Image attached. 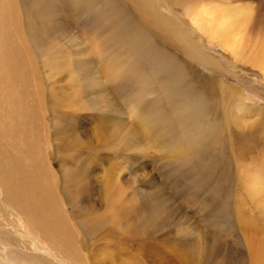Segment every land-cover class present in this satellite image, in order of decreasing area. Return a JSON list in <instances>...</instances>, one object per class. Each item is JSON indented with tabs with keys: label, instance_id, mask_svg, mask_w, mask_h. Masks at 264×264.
Here are the masks:
<instances>
[{
	"label": "rangeland",
	"instance_id": "374dc122",
	"mask_svg": "<svg viewBox=\"0 0 264 264\" xmlns=\"http://www.w3.org/2000/svg\"><path fill=\"white\" fill-rule=\"evenodd\" d=\"M216 1L241 3L99 2L126 9L156 43L157 54L167 51L183 72L169 77L174 87L167 101L157 105L150 94L137 103L139 112L131 88L109 72L114 57L102 52L98 38L90 35L94 9L80 7L85 11L77 13L76 20L72 14L65 27L57 25L55 31L52 27L47 39L29 34L17 0L0 1V112L7 118L1 138L8 154L29 152L27 157H36L37 165L32 166H44L58 194L70 185L82 191L83 202L94 209L86 217L103 222L94 236L79 238L80 249L92 264H260L257 258L264 255V75L246 66L242 56L234 57L215 41L198 38L185 11L194 4ZM257 8L264 16V6ZM151 61L143 72L160 76L158 65ZM152 86L162 88L155 82ZM172 115L180 118L177 126L170 121L161 127L163 119ZM204 170L211 177L197 181ZM254 185L261 189L257 194L251 191ZM106 207L112 211L106 212L110 211ZM145 211L151 224L160 223L147 232L136 223ZM3 247L0 233V258L7 251L24 264L20 257L29 247L19 241L5 251Z\"/></svg>",
	"mask_w": 264,
	"mask_h": 264
},
{
	"label": "bare ground",
	"instance_id": "6f19581e",
	"mask_svg": "<svg viewBox=\"0 0 264 264\" xmlns=\"http://www.w3.org/2000/svg\"><path fill=\"white\" fill-rule=\"evenodd\" d=\"M17 1L22 13V22L24 27L27 29V31H30L29 34H35V35L38 34V36L42 38H47L48 35L52 34L53 32L52 27L55 28L54 31L58 28V27L56 28L57 25H63L65 27L67 23L73 20L70 19V16L72 14H74V19L77 18L79 12L81 13L82 11H85V10H79L80 7L86 10L94 9L92 13H95V20H93L94 23H91V25L92 24L93 25L89 30L91 32L90 35L94 36V38H98L102 52H106L108 56L112 55L114 57V60L112 58L113 61L108 66L110 70L109 69L108 70L109 72H111V74L113 75L116 81H122L127 85L126 87L128 88L126 89L131 88L130 97L133 100L132 103L134 101L136 102L134 103L135 105L134 108L136 109L138 108L137 106L140 104V101L142 102L143 98L149 96L150 94H152L153 96L155 95L152 102L156 103L157 105L164 101H167L166 99H168V97L170 96V92L174 87V83L169 80V77H172L171 75L183 76V72L181 74L180 69L176 64L177 62L174 61L171 55L167 53V51L165 50H161L160 53L157 54L159 52L158 51L159 49L158 47L155 46L156 43L152 42V40L149 39L151 37L148 35L149 33L147 32L148 33L147 34L135 22V20H133V18L126 11V9L119 6V4L117 3L112 2L108 4L99 5L100 4L99 2H101V0H58V2H55V0H17ZM180 1L181 0H179V2ZM250 1L252 2L248 3V0H245V2L241 0L240 4H236L232 2L225 3V1H219V2L216 1L215 3L203 2L197 5L194 4L195 6L193 7L187 8L188 7L187 6L185 14L189 20L188 22L191 23L193 29L199 34L198 38H200V36H203V38L204 37L207 38L208 39L207 41L209 42L215 41L216 43H218V45L221 48L230 52L234 57H237L239 55L240 57L242 56L244 58L243 60L246 61L247 63L246 66H250L254 69H257L260 73L264 75V16H262V14L261 15L258 14L260 10L259 8H262V6H264V0H250ZM255 1L257 2V5H255ZM139 3L142 4L143 2L142 3L139 2ZM185 5L186 4L184 3V7ZM255 6H257L258 8ZM139 7L142 6H138L137 9H139ZM146 7L149 6L146 5ZM256 8L259 10L257 11ZM160 13L162 12L160 11ZM85 14L86 13H84L83 15ZM91 18L93 19V17ZM154 22L156 25H160L162 27L164 26L161 24L160 21L155 20ZM163 22L164 21L162 20V23ZM187 27L188 26H186V28ZM152 28L150 29V31L152 30ZM180 35H178L179 38ZM198 43L200 42H197V44ZM184 52H187V50ZM189 53L191 54L192 51ZM154 54L160 56L159 57L160 59H158V61L155 60ZM194 54H192V56ZM234 57H232L233 60H236L234 59ZM199 58L204 59L203 56ZM151 60H154L153 63H155V65H158L160 69L159 72H161L159 73L160 76L157 77L152 76L148 73L149 71L143 72V70H146L145 68L147 67V64L150 65L149 61ZM216 61L219 62L220 60L217 59ZM209 62L211 61L208 60V63ZM240 63H244V62L240 61ZM237 64L241 65L239 64V62ZM243 65L244 64H242V66ZM206 67L208 66L206 65ZM104 71L105 69L102 72ZM152 82L158 83L159 85L162 86V88L157 87L154 89L153 88L154 85L152 86ZM178 84L180 85V82H178ZM116 87L117 86H115V88ZM158 88H160L161 91H157L156 89ZM117 90L115 92H118ZM125 96L126 99H128L127 94H125ZM118 97L120 98V96ZM171 102H173V100ZM128 103H126V105H129L130 107L132 103L130 102ZM136 109L133 111L134 113L137 112L138 109L137 110ZM196 110L197 109H195L193 113H196L195 112ZM144 111L147 112L148 110H144ZM133 112H131V114ZM188 112L191 111L189 110ZM205 116H207V114ZM205 116H203V118ZM156 119L161 120L162 118L161 119L156 118ZM6 120L7 118L5 117V114L1 115L0 112L1 133H5V130L3 129L4 127L3 123ZM170 121L174 122L173 125L171 126H177V124L180 122V118L173 115L171 117H166L163 119L162 121L163 125L161 127L169 124ZM185 121L187 122V119ZM154 126L157 127V125ZM197 131L198 134L200 135L199 129ZM186 132L188 133L189 131ZM20 134H22V132L19 133V135ZM189 134L191 133L189 132L187 135ZM204 134L207 133L204 132ZM1 137L2 136L0 134V233H2V237H3L4 251H5V247L9 246L11 248V243L13 241L16 242L19 241L22 245L29 247V249L24 252V255L20 257L23 260L24 264H34V262H36L37 264H50L51 262L52 264L53 262L54 264L55 263L56 264H92L90 263L87 255L84 254V252L82 251L83 248L82 250L80 249L82 243L79 240V238L83 237L85 239H89L90 237L94 236L95 232L102 228L100 227V225H102L103 222L93 217H86L87 215L86 212L89 210L94 211V209L91 207V204L83 202L84 197L82 195V191L70 185L69 187L65 188L63 192L59 191L60 194H58L57 190L56 192L54 191L53 184L51 185L50 182L51 174H47V170L44 168V166L42 165H38L35 167L32 166V164L37 165L36 157H27L26 155L29 152L26 155L21 154V156L17 154H12V155L8 154L7 153L8 146L6 147ZM164 137L162 138V140L164 139ZM145 138L147 137L145 136ZM192 139L194 140V138ZM189 141L194 142L191 140V138L189 139ZM173 173L175 175V172ZM199 173L200 174H198L197 177L200 178L197 181H199L200 179H202L203 176H205L206 171L204 170ZM210 177H211L210 175L205 176L207 180ZM251 191L253 192V194H257L258 191H261V189H259L258 187H256V185H254L251 188ZM73 192L75 193V195H73ZM75 197L76 199H78L77 201L79 202L75 200ZM111 211L112 209H110V211L106 210V212H111ZM116 223L118 224L119 222ZM136 223H138L139 227H141V229L144 232L154 229V227L160 224V223L151 224L150 216L147 211H145L138 218ZM5 255H6L5 258L3 259L0 258V264H12V262H14V264L17 263L21 264L19 263L16 256L14 255L12 256V254L11 257L8 256L9 254H7V251ZM7 257L9 258V262L7 260ZM257 260H259L260 264H262V262H264V255L258 256Z\"/></svg>",
	"mask_w": 264,
	"mask_h": 264
}]
</instances>
